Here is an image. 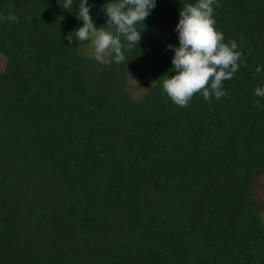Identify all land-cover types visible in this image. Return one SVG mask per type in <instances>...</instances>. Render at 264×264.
Returning a JSON list of instances; mask_svg holds the SVG:
<instances>
[{
  "label": "trees",
  "instance_id": "1",
  "mask_svg": "<svg viewBox=\"0 0 264 264\" xmlns=\"http://www.w3.org/2000/svg\"><path fill=\"white\" fill-rule=\"evenodd\" d=\"M65 2L0 0L18 17L0 20V264H264V0H216L240 67L226 96L186 107L163 82L179 12L198 0H156L139 44L104 64L76 36L81 0ZM110 2L89 14L115 34ZM133 72L151 83L140 99Z\"/></svg>",
  "mask_w": 264,
  "mask_h": 264
},
{
  "label": "clouds",
  "instance_id": "2",
  "mask_svg": "<svg viewBox=\"0 0 264 264\" xmlns=\"http://www.w3.org/2000/svg\"><path fill=\"white\" fill-rule=\"evenodd\" d=\"M216 0H198L197 3L186 4L179 12V23L176 31L179 36V46L168 49L174 51L172 59L175 75L166 78L163 89L178 106L186 107L192 97L201 93L208 101L211 96L220 99L227 95L222 90V82L233 78L240 67L238 61L242 53L237 51V43H224V35L216 30L213 5ZM73 0H66L63 7H72ZM156 7V0H111L103 9L107 17V28L97 27L90 16L91 5L88 0H81L77 19L83 21V26L75 31L78 40L83 43L91 41L94 46L96 60L104 64L109 51L114 53L115 61L122 63L125 56L122 49H130L141 41V31L135 25L144 22ZM62 19V18H61ZM0 20L18 22V17L10 14L0 17ZM123 36L127 45L121 42ZM69 44L73 42L71 35L67 36ZM257 72L261 68L257 67ZM154 84V83H153ZM210 85V87H209ZM257 97H264V88L255 89ZM259 107V103L256 105Z\"/></svg>",
  "mask_w": 264,
  "mask_h": 264
},
{
  "label": "rangeland",
  "instance_id": "3",
  "mask_svg": "<svg viewBox=\"0 0 264 264\" xmlns=\"http://www.w3.org/2000/svg\"><path fill=\"white\" fill-rule=\"evenodd\" d=\"M82 52L95 58L94 46L92 45L91 41L84 42ZM111 53L112 52L109 51L108 55L105 57L106 60L109 59ZM5 67L6 61L0 56V72H2ZM147 79L149 78L147 77ZM147 79L141 77L138 73L133 72L129 74V91L134 98L140 99L144 97L151 85ZM153 83L154 82L152 81V84ZM253 194L258 204V211L264 219V172L258 176V180L253 188Z\"/></svg>",
  "mask_w": 264,
  "mask_h": 264
}]
</instances>
